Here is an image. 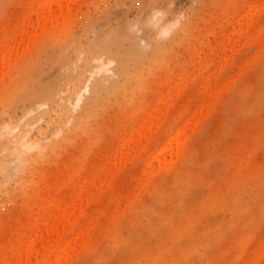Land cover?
Segmentation results:
<instances>
[{
    "label": "rangeland",
    "instance_id": "1",
    "mask_svg": "<svg viewBox=\"0 0 264 264\" xmlns=\"http://www.w3.org/2000/svg\"><path fill=\"white\" fill-rule=\"evenodd\" d=\"M30 2L0 0V264L83 195L54 264H264V0Z\"/></svg>",
    "mask_w": 264,
    "mask_h": 264
},
{
    "label": "bare ground",
    "instance_id": "2",
    "mask_svg": "<svg viewBox=\"0 0 264 264\" xmlns=\"http://www.w3.org/2000/svg\"><path fill=\"white\" fill-rule=\"evenodd\" d=\"M74 1H76V0H37L36 2H35V4H36V8H33L32 6V0H31V4H29L30 6L29 7H32V8H29V9H34L32 12V15L34 14L36 17H37V19L36 20H34V21H36V23L38 24V20H39V18H40V20H41V18L43 19V22L42 23H44L45 21L44 20H46V22L48 21L47 19H53V18H55V17H57L58 15H62L67 9H68V7H69V4L71 3V2H74ZM32 5V6H31ZM249 7V9L250 8H252L251 7V5H249L248 6ZM42 9V10H41ZM28 11V10H27ZM30 11V10H29ZM31 12V11H30ZM30 12L29 13H27L26 14V12H24L25 14H26V16L28 15V14H30ZM21 14V13H20ZM251 14V13H250ZM22 15H23V13H22ZM31 15V14H30ZM26 16H24L23 15V17H25L23 20H27V18H26ZM34 16V17H35ZM22 16H21V19L23 18ZM28 17V20H29V16H27ZM35 17V18H36ZM247 17V16H246ZM246 17H244V20H246L245 18ZM31 18V17H30ZM31 20V19H30ZM30 20H29V22H30ZM22 21V20H21ZM38 21V22H37ZM247 21V20H246ZM249 21V20H248ZM247 21V22H248ZM25 21H23V22H20V25H22L23 23H24ZM27 22V21H26ZM26 22L24 23L25 25H26ZM29 22H27L28 24H27V28L29 27V26H31L30 24H29ZM41 22H39L40 23V25H41ZM45 22V23H46ZM22 23V24H21ZM31 23V22H30ZM23 24V25H24ZM34 24V23H33ZM37 24H36V26H37ZM249 24V23H248ZM22 25V26H23ZM39 25V24H38ZM42 25H44V24H42ZM34 26V25H33ZM246 26H248V25H246ZM25 28V29H24ZM27 28H26V26L25 27H21L20 29H22L21 30V32L23 33L24 32V30H27ZM20 29H19V31H20ZM24 29V30H23ZM26 33V32H25ZM20 36H22V35H20ZM7 46H9V45H7ZM12 47V46H11ZM9 48V47H8ZM7 50V49H6ZM6 52V51H5ZM11 52V51H10ZM2 54H3V56H1V58H2V61H0V62H4V61H7L6 59H5V57H7L6 55L7 54H5V53H3L2 52ZM5 55V56H4ZM9 55V54H8ZM0 58V59H1ZM3 58L5 59V60H3ZM8 62V61H7ZM6 62V65H8L9 64V62L7 63ZM0 64V66L1 65H3L2 67H4V63L3 64ZM5 65V66H6ZM107 65V64H106ZM105 66V65H104ZM1 67V70L2 69H4V68H2ZM117 69H120V68H117ZM76 96V95H75ZM79 96V95H78ZM47 97V96H46ZM51 97V96H50ZM53 97V96H52ZM81 97V96H80ZM80 97L78 98V97H76V102L78 103L79 102V99H80ZM32 98H33V96H32ZM44 98V97H43ZM48 99H49V97H48ZM51 99V98H50ZM39 104V103H38ZM152 107V106H151ZM150 107V108H151ZM157 107H159V106H157ZM161 107V106H160ZM84 108V107H83ZM153 108H154V105H153ZM149 109V108H148ZM159 109H162V108H159ZM150 110V109H149ZM157 110H158V108H157ZM151 111H155V110H151ZM150 111V112H151ZM147 112V111H146ZM155 112H157V111H155ZM162 112V111H161ZM81 113V112H80ZM154 113V112H153ZM159 113V112H158ZM85 114V113H84ZM145 114V113H144ZM147 114V113H146ZM156 115H158V119H159V117H161V115L159 116V114H156ZM147 116V115H146ZM141 119H142V117H141ZM152 119V118H151ZM150 119V120H151ZM186 119V118H185ZM188 119V118H187ZM192 119V118H191ZM148 120V119H147ZM152 120H154V118L152 119ZM140 121V120H139ZM146 121V120H145ZM144 121V122H145ZM185 121V120H184ZM187 121V120H186ZM136 122V121H135ZM141 122V121H140ZM148 122V121H147ZM147 122H145V123H147ZM153 122V121H152ZM151 121L149 122V123H147V124H150V123H152ZM188 122V121H187ZM137 123V122H136ZM145 123H143V124H145ZM154 123H155V121H154ZM153 123V124H154ZM133 124H135V123H133ZM133 124H132V126H133ZM143 124L141 125V127L143 126ZM147 124H145L146 126H149V125H147ZM152 124V125H153ZM185 124V123H184ZM145 125L141 128V129H143L144 130V132L146 133L147 131H145L146 129L145 128H147V127H145ZM132 126H130V127H132ZM150 127L152 128V126L150 125ZM150 127H148V129L150 128ZM184 127H186V126H184ZM191 127V126H190ZM183 128V127H182ZM139 129H140V127H139ZM147 129V130H148ZM178 129V130H177ZM175 131H177V132H180L179 131V128H177ZM184 129V128H183ZM150 130H152V129H149L148 130V132L150 133L151 131ZM187 131V130H186ZM185 131V132H186ZM137 135L139 134V132H137V131H134ZM19 133V132H18ZM127 134H129L130 132H126ZM140 133H142V131L140 132ZM143 134L145 137H141V136H139V140H141V139H143L144 138V140L145 139H147V135L146 134ZM149 133H147V134H149ZM173 133H175V134H172L169 138H170V142H168V143H171V145H172V143L174 142H177V138H178V135H176V132H173ZM125 134V133H124ZM132 134V135H131ZM178 134V133H177ZM186 134V133H185ZM23 135V134H22ZM123 135V134H122ZM16 136V135H15ZM125 136V135H124ZM129 136H131V137H134L132 140H135L136 138V140L137 141H139L138 140V136L136 137L135 136V134L133 133V132H131L130 134H129ZM129 136H125L126 137V139H130V137ZM148 136H150V135H148ZM18 137V136H17ZM23 137V136H22ZM125 137H121L120 139H122V138H124L125 139ZM129 137V138H128ZM141 137V138H140ZM184 137V136H183ZM149 138V137H148ZM119 139V140H120ZM168 139V138H167ZM181 139V138H180ZM184 139V138H183ZM135 140V141H136ZM122 141H123V139H122ZM128 141H130V140H128ZM136 141V142H137ZM141 141H143V140H141ZM166 141H169V139L168 140H166ZM166 141L163 143V145L165 144V146L164 147H162L163 145H161L160 146V148H158V151H157V153L156 154H158V152L160 151L161 152V154L159 155V157H161V155L163 154V153H165L166 151H170L172 148H171V146L167 143V145H166ZM130 142H134V141H130ZM19 143H20V141H19ZM121 143V142H120ZM173 143V144H174ZM25 144V143H24ZM130 145V143L128 142L127 143V145ZM137 144H138V142H137ZM18 145V144H17ZM123 145H124V143H123ZM123 145H122V147H123ZM136 144H133V147L132 148H130L132 151H133V149H134V151H135V148L136 147H134ZM24 146V145H23ZM118 146H120L119 144H118ZM125 146V145H124ZM122 147H121V149H122ZM117 148H119V147H117ZM123 148H125V147H123ZM127 148H129V146H127ZM126 148V149H127ZM142 147H140V148H136V150L137 149H141ZM162 148V149H161ZM21 149V148H20ZM121 149H116L114 152H112V153H117V154H119L118 152H117V150L119 151L120 150V152L121 151H124L123 149L121 150ZM129 149V150H130ZM162 150V151H161ZM127 151H128V149H127ZM137 151H139V150H137ZM18 152V151H17ZM111 153V154H112ZM122 153L123 152H121L120 154V156H123L122 155ZM129 153L131 154V152L129 151V152H127L126 154H128L129 155ZM167 153V152H166ZM125 154V153H124ZM126 154H125V156H126ZM113 155V154H112ZM118 156V155H117ZM124 156V157H125ZM163 156V155H162ZM114 157H116V154L114 155ZM114 157H112V158H114ZM127 157V156H126ZM117 158V157H116ZM122 159L123 160V157L121 158V157H119L118 156V159ZM152 158H154V159H156V157H152ZM164 158H165V156H164ZM115 159V158H114ZM164 160V159H163ZM168 160V159H167ZM161 161V160H160ZM115 162H119L118 160H116L115 159ZM146 163V162H145ZM150 161H148V163H146L147 165H145V166H149L150 165ZM152 163H153V161H152ZM143 170V169H142ZM141 170V171H142ZM91 171V170H90ZM144 171V170H143ZM142 171V172H143ZM92 172V171H91ZM91 172H89L88 171V174L90 173L91 174ZM146 172V171H145ZM80 173V172H79ZM89 174V177H88V175L86 174V178L87 179H85V180H83L81 177H77L78 179L79 178H81L83 181H84V186L85 187H87V188H91L90 186H92L93 188H94V185L93 184H90V183H92L91 181H92V175H90ZM94 175V174H93ZM142 175V174H141ZM84 178V177H83ZM80 179V184L82 183V180ZM79 182V181H78ZM79 183L77 184V185H80ZM83 184V183H82ZM80 185V186H78V187H76L77 189H75L73 192L75 193L74 194V196L77 194H79V193H81V189L83 190V188L85 189V187H82L83 185ZM74 187H75V185H74ZM86 188V189H87ZM77 190V192L78 193H76L75 191ZM88 191L89 192H91L92 190H86V194L89 196L90 194L88 193ZM72 192V193H73ZM72 193H71V195H72ZM83 193V192H82ZM85 193V192H84ZM42 194V193H41ZM47 195H49V194H47ZM51 196H52V194H50ZM49 195V196H50ZM77 195H76V198H77ZM81 195V194H80ZM87 195H85V197L87 196ZM79 196V195H78ZM84 196V195H83ZM83 196L81 197V196H79L78 197V199H79V201H84L82 198H83ZM43 196H41V198H42ZM45 197V196H44ZM56 196H54V198H55ZM72 197H73V195H72ZM84 197V198H85ZM90 197V196H89ZM88 197V198H89ZM57 198V197H56ZM68 200H67V199ZM66 198H64L63 200L64 201H60L59 200V198H57L58 199V201H54L55 202V204H54V207L52 208V212H51V214H45L46 216H48V215H50L49 217H46V216H43V213H44V210L46 209V202H47V200L49 201V200H51V199H53L52 197H51V199H47L46 201L43 199V201H45V203L42 205H40V207H41V209H42V211H41V209H40V211L41 212H43L41 215H42V217L39 219L38 218V220H35V216H34V224L31 226V227H29L28 229H26V231H24V234L21 236V238L19 239V241H18V243L16 244L17 246H15V244L14 245H11V246H15L14 248H11V247H9V249H8V251H7V253L9 252V250H11L10 251V255L9 256H4V257H6V259H3L4 260V262H3V264H30L32 261H33V258H35L34 260L36 261V258H40V260H41V263L42 264H54L55 262H57V260L58 261H60L61 260V262H62V260L63 259H61L60 257H61V255H64V253L65 252H67V250L65 251V249H71L70 247H67V246H70V245H68V244H70L71 243V241H72V239H69L70 240V243H64L63 241H62V236H63V233L66 231V230H68L69 228H70V226L73 224V222L75 221V218L78 216V214H80L81 213V211H83V209H84V207H86V204L84 205V206H81V208L83 207V209H81L80 208V205L82 204V202H81V204L79 203L78 205H79V207H77V206H75L76 205V203L78 202V199L75 201V202H73V200H71V198L69 197L68 198V196H66ZM81 198V199H80ZM66 199V200H65ZM86 200H87V198H86ZM88 201V200H87ZM50 202V201H49ZM48 202V203H49ZM73 202V203H72ZM43 203V202H42ZM53 203V202H52ZM85 203V202H84ZM83 203V204H84ZM72 204H73V206H72ZM82 204V205H83ZM40 214V213H39ZM39 216V215H38ZM82 216V215H81ZM33 219H32V221H33ZM36 219H37V217H36ZM77 219V218H76ZM89 220V219H88ZM30 224H31V222H30ZM83 225H85V223H83ZM28 226V225H27ZM30 226V225H29ZM87 227H88V224H87ZM81 229H83V228H81ZM79 231H80V229H78ZM83 231L84 230H82L81 231V233L80 234H83ZM78 234H76V235H80L79 234V232L78 231H76ZM75 232V233H76ZM75 233H74V236H72V237H74L75 238ZM81 236H83V235H81ZM81 236H78V237H81ZM77 237V236H76ZM76 239V238H75ZM75 239H74V241H75ZM79 238H77V240H78ZM76 240V241H77ZM17 241V240H16ZM74 241H72V242H74ZM35 242V243H34ZM37 242H38V244H40V245H38V246H36L37 245ZM67 242H69L68 240H67ZM76 243V242H75ZM73 244V243H72ZM71 244V245H72ZM74 246H75V244H73ZM72 245V246H73ZM71 246V247H72ZM73 246V247H74ZM67 247V248H66ZM11 248V249H10ZM73 249V248H72ZM65 251V252H64ZM64 252V253H63ZM6 253V252H5ZM48 254H50V255H52V259L50 258V259H47V256H48ZM68 253H66V255H67ZM37 255H39V256H37ZM69 255V254H68ZM67 255V256H68ZM66 256V257H67ZM65 257V256H64ZM69 257H70V255H69ZM59 258H60V260H59ZM2 260V259H1ZM0 260V261H1ZM65 260V259H64ZM35 261H34V263H35ZM66 261V260H65Z\"/></svg>",
    "mask_w": 264,
    "mask_h": 264
}]
</instances>
